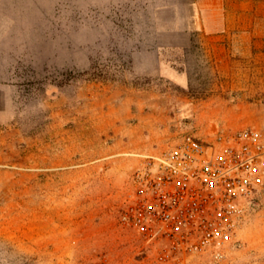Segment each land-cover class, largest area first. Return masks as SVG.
Segmentation results:
<instances>
[{
  "label": "rangeland",
  "instance_id": "374dc122",
  "mask_svg": "<svg viewBox=\"0 0 264 264\" xmlns=\"http://www.w3.org/2000/svg\"><path fill=\"white\" fill-rule=\"evenodd\" d=\"M190 1L0 0V264H160L123 220L132 174L223 128L190 115L162 29ZM184 264H264L263 208L219 262Z\"/></svg>",
  "mask_w": 264,
  "mask_h": 264
},
{
  "label": "built area",
  "instance_id": "2783aa9c",
  "mask_svg": "<svg viewBox=\"0 0 264 264\" xmlns=\"http://www.w3.org/2000/svg\"><path fill=\"white\" fill-rule=\"evenodd\" d=\"M131 179L124 222L158 248L156 262H219L246 214L264 210V136L254 127L186 132L157 155H143Z\"/></svg>",
  "mask_w": 264,
  "mask_h": 264
},
{
  "label": "crops",
  "instance_id": "0c3cea01",
  "mask_svg": "<svg viewBox=\"0 0 264 264\" xmlns=\"http://www.w3.org/2000/svg\"><path fill=\"white\" fill-rule=\"evenodd\" d=\"M172 8L162 29L188 57L175 72L180 87L195 90L186 100L190 115L202 126L217 121L264 136V0H194Z\"/></svg>",
  "mask_w": 264,
  "mask_h": 264
}]
</instances>
